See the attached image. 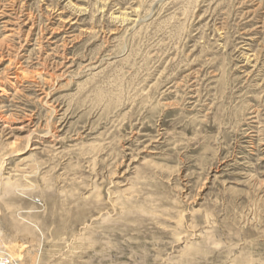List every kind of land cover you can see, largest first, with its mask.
<instances>
[{"label":"rangeland","instance_id":"374dc122","mask_svg":"<svg viewBox=\"0 0 264 264\" xmlns=\"http://www.w3.org/2000/svg\"><path fill=\"white\" fill-rule=\"evenodd\" d=\"M0 163L10 264H264V0H0Z\"/></svg>","mask_w":264,"mask_h":264},{"label":"bare ground","instance_id":"6f19581e","mask_svg":"<svg viewBox=\"0 0 264 264\" xmlns=\"http://www.w3.org/2000/svg\"><path fill=\"white\" fill-rule=\"evenodd\" d=\"M28 172H30V171H28ZM23 191H24V189H22V186L19 183V181L12 180L9 177L5 178L3 167H2V164L0 163V198L5 197V196L15 197ZM19 252H20V250H19ZM7 256H9V257L7 258L6 255L5 256L0 255V264H10L11 263L9 261V258H11V256L10 255H7Z\"/></svg>","mask_w":264,"mask_h":264}]
</instances>
